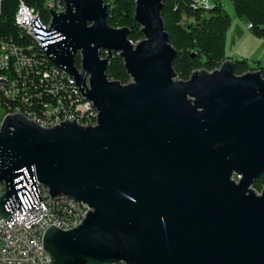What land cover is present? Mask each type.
Wrapping results in <instances>:
<instances>
[{
    "label": "water",
    "instance_id": "water-1",
    "mask_svg": "<svg viewBox=\"0 0 264 264\" xmlns=\"http://www.w3.org/2000/svg\"><path fill=\"white\" fill-rule=\"evenodd\" d=\"M164 1L135 0L136 42L108 24L104 0H63L49 30L31 19L97 111L95 125L44 127L18 112L0 124L2 224L39 205L38 183L90 208L74 227H46L47 264H264V187L252 188L264 172V77L226 58L179 79ZM114 53L127 83L106 72Z\"/></svg>",
    "mask_w": 264,
    "mask_h": 264
},
{
    "label": "trees",
    "instance_id": "trees-1",
    "mask_svg": "<svg viewBox=\"0 0 264 264\" xmlns=\"http://www.w3.org/2000/svg\"><path fill=\"white\" fill-rule=\"evenodd\" d=\"M20 1L37 10L35 12L39 13L46 22L49 20V13L44 5V0H4L0 11V36L11 39L14 43L22 46L24 50L29 45L33 49L26 51L35 55L39 59V63H43L44 69L51 74V63L43 51L28 35L23 33L22 36L20 33L22 30L15 23L13 17L18 7L21 6ZM104 1L109 3L108 24L114 27L126 26L129 28V39L132 42L140 40L143 35L140 26L133 19L135 0ZM230 2L236 16L246 19L252 34L264 39V0H230ZM162 18L170 43L177 52L173 68L179 79H188L191 72L196 69L204 68L212 71L227 58L225 55L226 33L231 19L221 0H208L207 2L165 0L162 7ZM234 60L237 74L249 70H259L264 77V64H261L259 60L255 61L254 66L250 65L246 59ZM76 63L79 65L78 57ZM106 72L110 78L121 83H127L130 80L122 58L117 53H114ZM62 85L68 89L77 105H90L76 97L69 81L64 80ZM10 107L22 109V102H11ZM93 111L95 115V110L93 109ZM29 112V114L37 113L39 115L41 109H32ZM69 114L77 116V108H69ZM75 120L81 125H93L95 117L90 123L84 119ZM263 187L264 172L252 184V188L257 192H260Z\"/></svg>",
    "mask_w": 264,
    "mask_h": 264
},
{
    "label": "built area",
    "instance_id": "built-area-1",
    "mask_svg": "<svg viewBox=\"0 0 264 264\" xmlns=\"http://www.w3.org/2000/svg\"><path fill=\"white\" fill-rule=\"evenodd\" d=\"M208 1V0H205ZM21 2L23 31L31 32L33 7ZM44 5L60 12L61 0H44ZM1 11V5H0ZM49 13V12H48ZM14 18V17H13ZM49 20L42 22L49 30ZM29 45L26 50L30 51ZM11 39L0 36V124L4 113H25L41 109L40 123L52 125L54 120L84 119L91 122L94 115L91 105H77L68 89L61 85L55 74H49L35 55L29 54ZM34 54V52H33ZM4 58H11V65H4ZM10 101H21L22 109H9ZM69 108H77V116H69ZM0 183V194L4 191ZM41 201L32 210L15 212L11 221L2 224L0 218V264H47L45 255L39 249V237L47 226L71 228L75 219H82L90 210L88 205L72 197H50L38 183Z\"/></svg>",
    "mask_w": 264,
    "mask_h": 264
},
{
    "label": "rangeland",
    "instance_id": "rangeland-1",
    "mask_svg": "<svg viewBox=\"0 0 264 264\" xmlns=\"http://www.w3.org/2000/svg\"><path fill=\"white\" fill-rule=\"evenodd\" d=\"M231 23L226 33L225 55L231 59H246L254 66L259 60L264 64V39L252 34L248 22L236 16L230 0H221ZM235 179L237 177L235 176Z\"/></svg>",
    "mask_w": 264,
    "mask_h": 264
},
{
    "label": "bare ground",
    "instance_id": "bare-ground-1",
    "mask_svg": "<svg viewBox=\"0 0 264 264\" xmlns=\"http://www.w3.org/2000/svg\"><path fill=\"white\" fill-rule=\"evenodd\" d=\"M3 1H4V0H0V5L2 4ZM202 2H207V1H202ZM61 5H62V6H60V12L63 11V10L65 9V5H64L63 0H61ZM17 14H21V6H19L18 9L16 10V13H15V15H14V20H15L16 25H17V26L23 31V21H22V17H21V15H17ZM35 17H38L39 21H44V20L40 17L39 13H37V12L34 11V18H35ZM248 27H250V25H249ZM25 34L28 35L30 38H32V39L34 40V42H36V44L39 46V48L43 51V53H44V55H45V51H44V49L40 46V42L38 41V39H37L35 36L32 35V32H25ZM45 57L47 58L46 55H45ZM47 59H48V58H47ZM48 61H49V59H48ZM49 62H50V61H49ZM50 63H51V62H50ZM4 65H11V58H4ZM51 68H52L51 74H55V75H56V78H57V80H58L59 82H61V85H62V83H63L64 80H65L66 82L69 81V82L71 83V87L73 88V93L76 95V97L80 98V99H81L82 101H84L85 103H89V104L93 107V105L91 104L90 101L85 100V99L81 96V94H80V92H79L77 86L75 85L74 80H73L69 75H67L64 71H62L61 69H59L58 67H56V66L53 65L52 63H51ZM11 102H14V101H10V102H9V109H13V108L10 107V103H11ZM16 104L18 105L19 103H16ZM17 105H16V106H17ZM19 106H20V105H19ZM14 107H15V106H14ZM21 108H22V107H21ZM14 109H18V108H14ZM93 109L95 110V115H97V111H96V109H95L94 107H93ZM29 113H30V112H29ZM6 114H8V113H4V116H5ZM22 114L25 115V113H22ZM25 116L28 117L29 119H32V120L35 121L37 124H39V125H41V126H44V127H51V126H54V124H55V125H58V122H59V121H63V120H54V122L52 123V125H47V123H40V121H37V120H42V110H41V113H40L39 115H37V113H36V114L34 113V114H29V116H27V115H25ZM69 116H73V115L69 114ZM68 121H72V119H68ZM74 121L77 122L75 119H74ZM77 123H78V122H77ZM78 124H79V123H78ZM95 124H96V116H95V122H94L93 125H95ZM41 189H43L44 191H46V193L48 194V190H47V188H46L45 186L41 185ZM50 197L64 198V197H70V196L61 194V195L50 196ZM86 213H87V212H86ZM84 217H85V216H84ZM81 220H82V219H75V222H72V227H74V226L80 224V223H81ZM45 229H46V228H45ZM61 229H69V228H61ZM43 233H44V231L42 232V235H40V237H39V249H40V251H42V254H44V252H43V250H42V236H43ZM45 259H46V257H45ZM112 264H124V263H123V262H115V263H112Z\"/></svg>",
    "mask_w": 264,
    "mask_h": 264
}]
</instances>
